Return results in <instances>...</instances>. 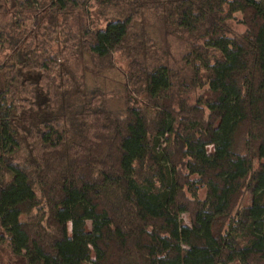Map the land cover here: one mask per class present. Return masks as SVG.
Wrapping results in <instances>:
<instances>
[{"label":"trees","instance_id":"obj_1","mask_svg":"<svg viewBox=\"0 0 264 264\" xmlns=\"http://www.w3.org/2000/svg\"><path fill=\"white\" fill-rule=\"evenodd\" d=\"M87 1L14 0L0 27V229L11 253L25 264H264V0H94L115 16L65 28ZM236 13L244 30L232 35ZM157 27L188 40L184 65L206 88L190 105L173 103L179 81L151 40ZM117 51L127 70L113 108L100 70L91 81L82 67L77 80L68 63L80 54L105 67ZM244 191L249 203L234 210Z\"/></svg>","mask_w":264,"mask_h":264},{"label":"rangeland","instance_id":"obj_2","mask_svg":"<svg viewBox=\"0 0 264 264\" xmlns=\"http://www.w3.org/2000/svg\"><path fill=\"white\" fill-rule=\"evenodd\" d=\"M16 4L14 0H0V27L1 28H7L12 20H13V13L16 10ZM19 8L17 9V12H19ZM140 11H143L145 13L146 23H150L149 30H153V19L152 14L150 13L149 9H144V6L140 8ZM28 14V13H27ZM42 14V13H41ZM46 16L49 15V13H43ZM55 16V15H54ZM115 16L114 11L110 7H105L104 5L97 4L94 0H88L86 2V8H83L82 10H73L71 11L70 16L67 17L66 21V27L72 32H77L79 30L86 29L87 27L92 26H103L105 23V20ZM38 17H40V14H38ZM240 17L241 15L239 13H236L234 17L227 21V27L232 35H238L244 30V26L240 23ZM58 18V17H57ZM143 17L138 16L136 18V25L138 26V29L141 28ZM138 21V22H137ZM59 22V20H58ZM28 28L32 26V21H27ZM64 25H61V22L59 24V27H56L54 31H51L48 28V37L47 39L52 42L55 38H58L60 33V30L63 29ZM155 26V25H154ZM156 28V26H155ZM149 30H147L149 32ZM64 31V30H63ZM155 33V37L151 36L152 42L159 43V46L164 49L166 52V64L172 69L175 76V81L177 82L174 90H173V103L175 106L179 102H183L184 104H191L193 103L197 98L204 96L206 93V88L204 86H194L193 79L189 78L191 76V72L185 67L184 61L182 59L184 53L188 50V45L186 42L188 40H185L186 37H180V36H172L168 32L164 31V29H160L157 27ZM65 32V31H64ZM150 33V32H149ZM51 38V39H49ZM156 38V39H155ZM153 48V47H151ZM154 49V48H153ZM101 60L99 58H95V60L87 59L85 61H81L80 54H77L76 57H71L69 60L68 65L70 66L71 70L75 73V77L77 80L80 78L78 77L79 74L83 71V68H85L88 71V79L91 81L98 80L94 79L91 76V71H94L97 74V70H100L98 75L99 82L95 85L101 84L104 88V92L106 96L110 100V104L113 108L120 107L122 105V98L124 90H122L121 83L124 81V73H126L127 70V61H125L124 57L122 56V53L117 51L113 53V62L110 65H107L104 67V65L109 64L110 62L104 60V61H98ZM83 67V68H82ZM188 77V78H186ZM180 79V80H176ZM182 82V84L180 83ZM73 86V83H70ZM106 88V89H105ZM70 91H73V87L69 89ZM208 150H211V147L208 148ZM39 196V193H37ZM185 195L189 196V194L185 191ZM204 195V192L202 190L199 191V197L202 198ZM250 201V194L247 191H244L240 198L238 199L237 204L234 207V210L246 205ZM21 220L24 219V216L20 217ZM182 220L184 223H189V217L187 213L182 214ZM86 229H91V223L90 221H86ZM0 264H25L24 260L20 256H15L11 253L7 242L2 237V230L0 229Z\"/></svg>","mask_w":264,"mask_h":264}]
</instances>
